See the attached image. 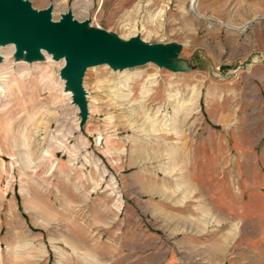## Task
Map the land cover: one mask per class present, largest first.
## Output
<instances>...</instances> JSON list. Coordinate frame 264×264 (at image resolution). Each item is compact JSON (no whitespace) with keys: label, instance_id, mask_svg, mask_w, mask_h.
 <instances>
[{"label":"rangeland","instance_id":"obj_1","mask_svg":"<svg viewBox=\"0 0 264 264\" xmlns=\"http://www.w3.org/2000/svg\"><path fill=\"white\" fill-rule=\"evenodd\" d=\"M27 1L181 71L87 69L81 124L62 60L0 48V228L46 222L50 264H264V0Z\"/></svg>","mask_w":264,"mask_h":264},{"label":"water","instance_id":"obj_2","mask_svg":"<svg viewBox=\"0 0 264 264\" xmlns=\"http://www.w3.org/2000/svg\"><path fill=\"white\" fill-rule=\"evenodd\" d=\"M7 45L14 47L16 61H41L45 54L53 61H63L60 78L79 110L81 124L88 115L87 93L82 85L87 69L107 65L116 71L153 63L181 71L173 62L180 51L177 46L149 45L138 36L122 40L107 31L89 28L87 19L77 21L70 11L53 20L51 5L36 10L27 0H0V48Z\"/></svg>","mask_w":264,"mask_h":264},{"label":"crops","instance_id":"obj_3","mask_svg":"<svg viewBox=\"0 0 264 264\" xmlns=\"http://www.w3.org/2000/svg\"><path fill=\"white\" fill-rule=\"evenodd\" d=\"M12 214L18 216L17 212ZM26 223L24 218L17 217L14 227L0 228V264H50L47 258L52 250H49L47 239L39 233L45 232L46 222L41 221L42 225L28 224V220L30 227L25 229ZM75 241L78 242L77 239ZM77 244L78 247H72L73 251L81 250L80 243Z\"/></svg>","mask_w":264,"mask_h":264},{"label":"bare ground","instance_id":"obj_4","mask_svg":"<svg viewBox=\"0 0 264 264\" xmlns=\"http://www.w3.org/2000/svg\"><path fill=\"white\" fill-rule=\"evenodd\" d=\"M196 3V0H190V9H192V10H194V8H195V4ZM15 50V49H14ZM14 50H13V52H14ZM12 52V53H13ZM4 54L2 53V51L0 50V56H2V57H4L3 56Z\"/></svg>","mask_w":264,"mask_h":264},{"label":"built area","instance_id":"obj_5","mask_svg":"<svg viewBox=\"0 0 264 264\" xmlns=\"http://www.w3.org/2000/svg\"><path fill=\"white\" fill-rule=\"evenodd\" d=\"M0 187H1V183H0ZM4 249H5V247H4Z\"/></svg>","mask_w":264,"mask_h":264}]
</instances>
